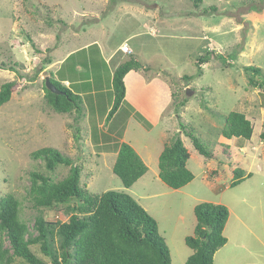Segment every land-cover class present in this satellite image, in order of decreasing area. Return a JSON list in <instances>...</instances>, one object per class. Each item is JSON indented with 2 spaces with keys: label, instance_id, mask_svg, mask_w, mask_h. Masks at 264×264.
<instances>
[{
  "label": "rangeland",
  "instance_id": "rangeland-1",
  "mask_svg": "<svg viewBox=\"0 0 264 264\" xmlns=\"http://www.w3.org/2000/svg\"><path fill=\"white\" fill-rule=\"evenodd\" d=\"M94 1L96 6L89 4L91 0H0V90L4 83L15 82L11 99L0 106V196L13 193L20 200L21 219L33 235L35 217L39 214L49 221H68L71 215L68 206L75 201L51 208L36 207L29 194L32 171L47 174L55 181L68 174V166L49 170L44 160L32 156L42 147H55L82 166L81 182L93 194L117 190L132 195L157 220L160 234L170 248L172 264H185L193 253L185 238L194 235L197 222L194 208L202 202L225 204L230 211L224 229L228 240L215 253L214 264H264V139L261 137L264 88L253 86L250 83L253 74L245 69L255 65L264 72V0H204L202 7L211 14H202L191 0H186L191 7L186 2L178 3L171 15L178 19L205 16L206 33L212 28L218 31L213 29L216 33L210 35V40L199 34L200 40L190 45L181 38L160 40L154 59L156 65L151 67L165 68L161 74L171 87L172 102L161 123L155 126L140 114L133 115L127 123L130 111L127 103L112 118L114 122H106L108 111L103 90L85 96L90 103L96 99L98 106L92 107L85 101L84 116L79 121L74 120V112H56L45 98L44 80L51 77L50 63H63L69 54L76 52L79 53L72 59L83 63L80 58L87 52L83 48L92 40L85 37L84 30L94 18L82 15L86 7L97 11L103 0ZM123 1L128 0H109V5L115 7ZM129 1L153 6L163 0ZM212 5L216 6L215 11L211 10ZM248 14H253L251 20L246 19ZM109 26L113 27L110 23ZM97 32L98 29L94 31ZM125 45L128 44L123 45V51ZM210 50L212 57L200 65L203 73L198 74V59ZM217 54L225 56L227 62ZM87 70H94L97 80L93 84L98 90L108 84L99 64ZM185 75L191 78L186 79ZM255 77L261 80L260 76ZM90 85L84 89L87 91ZM234 110L245 113L252 122L254 130L250 139L223 136L225 119ZM165 129L168 136L164 142L160 137ZM78 130L82 135L80 141L75 140ZM186 131L199 137L214 157L200 154ZM177 134L189 150L187 166L195 176L179 189L168 186L157 176L160 171L157 153ZM123 141L150 165L147 175L130 188H125L113 172ZM102 152L109 153L102 156ZM114 152L115 156L111 154ZM239 167L252 176L246 175L244 181L232 187L234 172ZM31 248L46 264H53L42 253L40 244ZM13 264L26 263L17 258Z\"/></svg>",
  "mask_w": 264,
  "mask_h": 264
},
{
  "label": "trees",
  "instance_id": "trees-1",
  "mask_svg": "<svg viewBox=\"0 0 264 264\" xmlns=\"http://www.w3.org/2000/svg\"><path fill=\"white\" fill-rule=\"evenodd\" d=\"M114 1V0H113ZM202 14H211L202 7L204 0H191ZM211 10L217 8L212 5ZM213 50L198 59V74L203 73L201 64L211 59ZM218 58L226 57L222 54ZM230 56V55H229ZM231 58V56H230ZM46 59V62H49ZM149 70L144 67L137 55L131 54L123 61L113 75L114 103L106 116V122L119 111L126 96L124 77L130 70ZM252 73L250 83L264 88V72L255 65L246 66ZM255 76H260L261 80ZM190 79L191 76L185 75ZM51 81L63 91L52 92L44 80L45 98L49 105L59 113H75V121L84 116V100L79 93L63 84L51 75ZM14 81L6 82L0 90V106L11 99ZM182 103V102H181ZM183 105L185 102L182 103ZM181 126H184L181 123ZM253 124L241 111H231L225 119L222 134L225 138L241 137L250 139ZM200 154L213 158L199 137L186 131ZM264 139V131L261 133ZM80 130L75 140L80 141ZM34 159L45 161L49 170L59 165L69 167L68 174L60 180H53L39 171L30 173L32 184L29 194L36 207H55L69 205L71 215L68 221H49L42 214L35 217L36 234L30 232L28 224L21 219V202L13 194L0 196V264H13L17 258L26 264H46L31 248L40 244L42 253L50 257L53 264H172L170 248L160 234L157 220L129 193L108 190L93 194L87 185L82 184V166L72 156L66 155L55 147H42L32 153ZM190 153L180 134L174 135L166 144L159 157V176L170 187L179 189L194 179L187 163ZM148 166L141 155L127 142L119 145L118 156L113 172L121 179L125 188H130L146 172ZM231 186H237L245 180L242 168L235 170ZM197 219L194 235L185 238L186 244L193 249L185 264H214L215 253L227 243L224 229L230 211L225 204L202 202L195 206ZM9 241V246L6 242Z\"/></svg>",
  "mask_w": 264,
  "mask_h": 264
},
{
  "label": "crops",
  "instance_id": "crops-1",
  "mask_svg": "<svg viewBox=\"0 0 264 264\" xmlns=\"http://www.w3.org/2000/svg\"><path fill=\"white\" fill-rule=\"evenodd\" d=\"M179 2H186V0H169V2L168 0H163L162 3L154 4L153 6L128 0L127 2L123 1L122 3L115 4V7L109 5V0H103L102 5L98 8L99 12L98 10L95 11L86 7L85 14L82 16L89 15L90 19L94 18V21L89 23L90 29L84 30L87 34L85 37H90L92 40L83 48V50L85 49L87 51L80 58L83 63L77 59H72L79 52L69 54L66 57L67 60H64L63 63H50L49 69L52 68L50 70L51 75L53 73L56 79L60 80L75 93H79L83 97L84 103L87 101L85 98L86 95H96L98 93L97 91L103 90L104 103L107 111H109L114 100L112 86L114 72L130 53L135 54L144 64V67L150 65V69H133L126 74L124 77L126 96L120 109L126 103L130 105H127L128 109H130L127 123L132 120L133 115L140 114L153 126L160 124V121L163 120L162 117L166 114L165 111L172 102L171 87L163 74H161L162 71H165V68H158L159 66H157L156 69H153L154 67H151L156 65L154 59L159 52L158 46L160 40L167 37H175V39L181 38L184 44L190 45L196 43L197 39L200 40L199 34L207 36L210 40L212 34L214 35L218 31L212 28L210 33H206L208 30L205 28V25L208 21H205V16L196 15L178 19L171 15L172 10L178 6ZM91 3L96 6V1L91 0L89 4ZM187 6L191 7L189 4ZM92 8L95 7L92 5ZM193 10L191 9L190 11ZM160 12H163L164 15L161 16ZM256 13L259 14L260 12L257 11ZM252 15L248 14L246 19L251 20ZM107 22L113 27H110L109 23L107 25ZM175 23L177 26H174ZM99 26L101 27L98 28ZM97 29L98 32L94 33ZM218 35L220 36V34ZM125 43L130 47V52L128 53L122 50ZM97 58H100L101 61ZM98 64L101 66L102 71H105L106 74L104 75H106L109 81L101 90H98L96 84H93L97 80L93 74L94 70H87L90 67L97 68ZM88 83L91 85L86 91L84 87ZM104 92L107 93L105 94ZM95 100L93 99L91 103L87 101V103L92 107H97L98 104ZM111 122H114V120H111ZM127 123L126 128L129 125ZM166 130H164L165 133L160 137L164 139V142L166 141L164 137L168 136ZM163 148L158 151V157H160ZM107 153L109 152H102L101 154L105 156ZM111 154L116 155L115 152ZM141 157L147 163L150 170V165L147 160L142 155ZM147 173L139 180L144 178Z\"/></svg>",
  "mask_w": 264,
  "mask_h": 264
},
{
  "label": "water",
  "instance_id": "water-1",
  "mask_svg": "<svg viewBox=\"0 0 264 264\" xmlns=\"http://www.w3.org/2000/svg\"><path fill=\"white\" fill-rule=\"evenodd\" d=\"M45 82H46L47 87H48L52 92H54V93H58V94L63 93V91L60 90V89H59V88H58V87H57V86L51 81L50 76H47V77H46ZM189 91H190V89H189Z\"/></svg>",
  "mask_w": 264,
  "mask_h": 264
},
{
  "label": "built area",
  "instance_id": "built-area-1",
  "mask_svg": "<svg viewBox=\"0 0 264 264\" xmlns=\"http://www.w3.org/2000/svg\"><path fill=\"white\" fill-rule=\"evenodd\" d=\"M124 51H129V46L128 45H125V47H124Z\"/></svg>",
  "mask_w": 264,
  "mask_h": 264
},
{
  "label": "bare ground",
  "instance_id": "bare-ground-1",
  "mask_svg": "<svg viewBox=\"0 0 264 264\" xmlns=\"http://www.w3.org/2000/svg\"><path fill=\"white\" fill-rule=\"evenodd\" d=\"M130 49V48H129ZM126 52V51H125Z\"/></svg>",
  "mask_w": 264,
  "mask_h": 264
}]
</instances>
